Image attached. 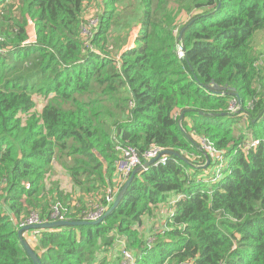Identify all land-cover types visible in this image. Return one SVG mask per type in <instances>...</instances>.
<instances>
[{
	"label": "trees",
	"instance_id": "obj_1",
	"mask_svg": "<svg viewBox=\"0 0 264 264\" xmlns=\"http://www.w3.org/2000/svg\"><path fill=\"white\" fill-rule=\"evenodd\" d=\"M134 25L129 48L119 30ZM202 139L220 162L202 167ZM119 146L167 162L136 174L100 224L24 232L41 264H123L117 236L134 264H264V0H0V264H34L18 237L33 211L109 210L126 182ZM161 205L174 213L150 241L139 226Z\"/></svg>",
	"mask_w": 264,
	"mask_h": 264
},
{
	"label": "built area",
	"instance_id": "obj_2",
	"mask_svg": "<svg viewBox=\"0 0 264 264\" xmlns=\"http://www.w3.org/2000/svg\"><path fill=\"white\" fill-rule=\"evenodd\" d=\"M89 21V29L84 30V33L88 36L90 35V29L95 28L99 24V18L94 15L92 18L88 19ZM30 25L33 26L34 30L31 29ZM28 33H29V39L28 41L35 42L36 41V35H35V27L31 21H29V27H28ZM180 56H183V51L180 48L179 50ZM236 107H232V113L236 112ZM201 143L204 145V149L210 154V157L214 159L215 162L221 161V154H219L214 147L205 139L201 140ZM258 141H256L253 145H257ZM117 149L121 152L120 158L116 162V174L118 175V179L120 178L123 181H126L132 174V172L140 165H143L142 159L140 158V155L138 152L131 147H125V146H119ZM157 159L155 164H158L161 162L162 164H165L167 162V158L165 155H163V151L161 148H155L152 151H149L145 154V162L151 161ZM109 201H111V196L109 194ZM107 207H98L94 210H91L85 217V221L87 222H95L100 219H102L107 212ZM24 222L21 223V228L26 226H33V225H39L46 222H56L61 220H67L65 219V216L61 213V205L60 203H56L53 206V213L50 216L49 220L44 221L40 217V215L36 212H31ZM174 212H172L170 215H173ZM115 252L114 255L121 254L123 258V264H134L135 258L133 253L128 249L126 240L122 237L117 236L116 240V249L111 250L110 252Z\"/></svg>",
	"mask_w": 264,
	"mask_h": 264
},
{
	"label": "rangeland",
	"instance_id": "obj_3",
	"mask_svg": "<svg viewBox=\"0 0 264 264\" xmlns=\"http://www.w3.org/2000/svg\"><path fill=\"white\" fill-rule=\"evenodd\" d=\"M97 11H98V9L96 7H94L93 4L89 5L84 12V19L87 21L88 19L92 18L96 14L95 12H97ZM132 14L133 13L129 14L128 16H131ZM128 16L125 20L126 22L128 21ZM30 27L32 30H34L32 25H30ZM138 32H139V26H136V25H134L130 28H125L124 26H122V27H120V30H119V33L121 35L125 36L128 33L129 37H128L127 44H128L129 48L133 46L134 41H135V37L137 36ZM84 39H88V36L87 35L84 36ZM27 42L29 44H33L36 41L35 42L27 41ZM260 44H263V43L260 42ZM226 163H227V160H225V161L223 160L221 167H213L212 166V167L206 169L208 171L205 172V174H204L205 177L208 178L213 174H216V176H218L221 173V168L224 167V165H226ZM55 167L59 171H63L59 166L56 165ZM117 178H118V175H117ZM52 181H54V179H52ZM117 183H119V181H116V185H117ZM48 186H49V183H48L47 187ZM87 205H90V202H88ZM170 210H171L170 205H161V206L154 208L152 210V212L150 213L151 215L150 214L145 215L143 217L142 225L139 226V229H140L142 235L147 236L148 237L147 239L152 241L151 235L158 233L161 230H164V228L167 226L168 220L170 218V217H168ZM27 217H25V218H27ZM31 235H32V233H31ZM29 243L30 244L34 243L33 239L31 241H29Z\"/></svg>",
	"mask_w": 264,
	"mask_h": 264
},
{
	"label": "water",
	"instance_id": "obj_4",
	"mask_svg": "<svg viewBox=\"0 0 264 264\" xmlns=\"http://www.w3.org/2000/svg\"><path fill=\"white\" fill-rule=\"evenodd\" d=\"M184 114L185 113H182L180 121L183 120ZM227 114H220L218 116H225ZM201 115H203V114L201 113ZM187 136H188V138H190L189 135H187ZM194 144H196V143L194 142ZM200 150H201V148H200ZM167 153L176 155L174 152H167ZM201 153L208 159L207 160V164H205L202 167H208V165L210 164L209 155L204 150H201ZM181 158L183 160H185L183 157H181ZM156 161H157V159H154V160L145 162L143 165L138 166L132 172L131 176L126 180L123 188L121 189V191L119 192L118 196L114 200L113 205L111 206V208H109V210L106 212V214L104 215V217L102 219L98 220V221H95V222H87V221H84V222H74V221H71V220H61V221H56V222H51V223L50 222H46V223L39 224V225L26 226V227L20 228L19 231H18V237H19L20 243L22 244V246L26 250L28 256L31 258V260L33 261V263L34 264H41L38 255L34 252V250L32 249V247L30 246V244L24 239V237H23V233L24 232H26V231H40V230L55 229V228H58V227H65V226H79V225H86V224L97 225V224L102 223L104 221V219L106 218V216L109 215L114 209L117 208V206L119 205V203L123 199V197H124V195H125L128 187L130 186L131 182L133 181L135 175L138 174L140 171L146 169L147 167L151 166Z\"/></svg>",
	"mask_w": 264,
	"mask_h": 264
},
{
	"label": "crops",
	"instance_id": "obj_5",
	"mask_svg": "<svg viewBox=\"0 0 264 264\" xmlns=\"http://www.w3.org/2000/svg\"><path fill=\"white\" fill-rule=\"evenodd\" d=\"M55 170H56V175L53 177V179L54 180H57V179L59 180L61 190H64L65 192H70V193L72 192L73 193L72 197L74 199L72 201L73 202L72 204L74 206H77L78 203H77L76 198L80 194L79 190L78 189H74L73 184H72L69 176L66 174V172L64 170L63 171H59L57 169H55ZM118 181H121V179H119ZM172 212H174V209L170 210V212L168 214V217L170 216V214ZM30 239L34 240V237L30 235ZM110 253H112V252H110Z\"/></svg>",
	"mask_w": 264,
	"mask_h": 264
}]
</instances>
